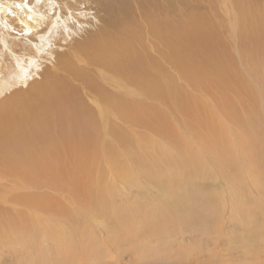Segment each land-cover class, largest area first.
<instances>
[{
    "label": "bare ground",
    "instance_id": "bare-ground-1",
    "mask_svg": "<svg viewBox=\"0 0 264 264\" xmlns=\"http://www.w3.org/2000/svg\"><path fill=\"white\" fill-rule=\"evenodd\" d=\"M159 1L161 0H0V102L5 99L0 104V172L5 177L4 180L0 178V264H18L22 259L21 250H10L3 244L6 238L1 233L4 232V222L7 219V202L25 206L28 213L40 210L41 213L48 214L51 206L48 208L49 203L45 201L48 199L42 197H50V194L40 197L39 191L69 194V188H75L81 183V179L92 177L93 173L104 177L105 174L102 173L105 172V162L111 171H120L121 175H126L123 167L118 169L116 165L120 161L132 163L136 160L137 154L133 150L135 141L141 140L145 146L142 156L137 157L144 161L138 160L136 168L149 174L150 178L156 168H152L155 165L153 157L149 155H155L160 162L166 163L171 158L169 153L184 155L188 157V162L183 167L188 170L190 178L197 179L205 174L201 169L207 165V169L211 171L210 166L215 161L223 163L225 159V165L220 166L222 171L224 167L227 168L226 165L235 164L232 154L226 153L230 151L227 150L226 141L224 145L222 140L215 142L214 145L217 146H214L213 158L209 162L208 159L199 158L201 146L188 143L191 136L185 135L193 126L192 123L189 126L188 118L196 115L195 111L198 109L194 108L195 104L182 93V86L177 83L178 78L186 85L191 86V83L203 90L207 78L214 80L217 77L215 73L221 71L225 60L222 57L213 58L210 49L215 47L219 38L217 28L220 29V25L224 27V20L216 24L218 20L215 14L220 20L221 16L214 9L222 0L203 3L204 10L206 7L210 12L207 16L201 15L197 4L188 8L195 3L194 0H184L180 3V6L186 5L187 8L181 7L183 13L178 11L175 14L173 11V16L164 15L163 18L156 19L148 9L153 3L159 4ZM230 1L234 15L231 18L233 23L229 24L236 32V38L239 37V41L244 42L246 39L241 30L242 24H239L245 20L244 0H224V3ZM135 2L134 8L141 7L138 19L133 15L134 10L129 9L130 3ZM239 25L240 28L237 27ZM250 40L253 39L249 36L245 43ZM257 44V41H254V45L252 43L255 47ZM199 47L205 50L201 52ZM153 48L157 49V54L151 51ZM163 62L168 63V69H171L169 72L173 75L165 74V69L162 71ZM250 62L247 61L249 64L254 63ZM257 64L256 67L254 64L249 65L254 75L259 72ZM162 106L166 110H161ZM262 106L264 109V103ZM208 111L212 112L210 105ZM200 113L206 114L202 119L211 118L208 112ZM252 116H249L250 120ZM179 118L183 119L182 123ZM196 121L200 124L199 118ZM243 124L254 123L246 121ZM180 128L186 131L183 135L178 131ZM245 128L243 126V130ZM210 134L216 135L214 132ZM218 134H222V131ZM238 141L243 145L239 149L237 160L244 168L252 169V161L250 163L249 160H260L263 155H249V147L245 141ZM210 142H202L206 152L211 151ZM221 146H224V150L218 149ZM251 148L250 151L253 149ZM176 159L178 158H171L173 161ZM193 163L195 166H192ZM165 170L166 175H171L169 171L178 175L176 169ZM227 172L226 170L224 174ZM239 180L237 175L232 178L236 184H239ZM255 182L252 184L255 185ZM95 183L97 182H93V185ZM86 184L88 183L84 185ZM81 187L85 188L82 183L78 188ZM95 187L97 197L92 201L94 204L95 200L98 201L102 208L105 203L102 193L105 190L102 189L101 182ZM87 188L91 190L90 186ZM158 189L164 191L162 187ZM194 193H186V197L194 201L202 200L201 195L198 197ZM179 196V193L170 195L172 204L170 207L163 206L164 209L156 212L157 217L161 215L162 219L168 217L170 220L185 217L178 205L182 201L177 202ZM203 205L206 206L207 203L204 202ZM204 206L191 212L196 219L204 213ZM110 207L114 209L112 204ZM7 212L6 217L14 213L20 216L19 220L28 218V213L23 211ZM89 212L92 213V210ZM191 218L190 215L186 217V224ZM200 222L203 223L202 220ZM50 239L53 241V237ZM90 240L92 239L89 242ZM59 241L63 242L61 238ZM34 244L36 242L33 240L32 245ZM56 245L59 250H63L64 247L60 248L58 243ZM71 256L73 257L72 252L65 253L66 258ZM41 258L43 262L46 261L44 257Z\"/></svg>",
    "mask_w": 264,
    "mask_h": 264
},
{
    "label": "rangeland",
    "instance_id": "rangeland-1",
    "mask_svg": "<svg viewBox=\"0 0 264 264\" xmlns=\"http://www.w3.org/2000/svg\"><path fill=\"white\" fill-rule=\"evenodd\" d=\"M181 1L184 2V0H169V2L161 0L159 4L153 3L148 11L156 19H161L164 15L173 16V11L175 14L178 11L183 13L182 8H186V5L180 6ZM194 1L195 3L190 4L188 8L197 4L196 6L201 9V15L210 14L208 8L205 7L204 10L203 7V3L208 4V0ZM135 4L136 2L130 3L129 9L134 10L133 15L138 19L141 7L134 8ZM227 4L222 0L217 6H214L221 16L220 20L215 14V18L218 20L216 24L224 20V27L220 25V29L217 28L219 38L214 44L215 47L210 49L213 58L222 57L225 60L221 71L215 73L217 77L214 80L207 78L203 90H199L191 83H189L191 86L186 85L183 80L178 78L177 83L181 84L182 93L195 104L194 108L198 109L195 111L196 115L193 114L190 119L188 118L189 126L193 125L185 135V137L191 136L188 143L191 145L196 143V146H201L204 152L199 150L201 152L199 158L208 159L209 162V159L213 158L214 146H217L214 145L215 142L222 140V145H224L226 141L227 150H230L226 153L232 154L235 164L226 165L227 168L224 167L222 171L220 166L223 167L225 159L223 163L215 161L213 163L215 170L212 165H209L212 168L211 171L205 165L201 169V171H205V174L197 179L190 178L188 170L183 167L188 162V157L169 153L171 158L178 159L173 161L170 158L169 163H166L160 162L155 155H149L153 157L155 165L152 168H156L150 178L149 174H144L136 168L138 160L144 161L137 157L142 156L145 146L141 140L135 141L133 150L137 154L134 161L136 163L125 160L116 165L118 169L123 167V170L127 172L126 175H121L120 171H111L108 163L105 162V172L102 173V175L105 174L104 177L93 173L92 177L81 179V183L86 189L84 187L79 189L81 184L79 183L75 188H69L72 191L68 189L69 194L67 191L65 194L46 190L39 191L40 197L50 194V197H42L48 199L45 200L46 203H49L48 208L51 206L48 214H43L40 210L28 213V209L23 205L11 202L5 204L7 208L5 209V219H7L4 222V232L1 235L6 238L3 244L7 249L21 250L22 259L18 264H85L86 262V264H264V109L262 106L264 103V0H244L245 20L239 24H242L241 30H243L244 38L247 40L250 36L253 39L247 43H245L246 40L241 43L239 37L237 40L236 32L229 24V22L233 23L231 20L234 15L232 2ZM138 11L139 13H137ZM151 14L150 16H152ZM237 27L240 28V25ZM254 41L258 42L257 47L253 46ZM249 43L251 47L248 45ZM258 47L259 49H257ZM199 50L203 52L205 49L199 47ZM151 51L157 54V49L153 48ZM151 51L150 53L153 55ZM255 51L258 53L256 54ZM247 52L248 54H246ZM251 54L254 58L249 56ZM256 55L258 56L256 57ZM247 57H250L249 60L246 59ZM226 58L228 59L226 60ZM243 58L244 61H241ZM247 61L254 62L252 64L255 67L258 63L257 71L259 72H256V75L251 72L252 64ZM226 62L228 64H225ZM161 66L162 71L165 69V74L173 75L170 73L171 69H168V63L163 62ZM7 93L8 91L4 94ZM219 94L221 95L219 96ZM193 103L191 104L194 105ZM209 105L212 112L208 111ZM162 108L161 110H166L164 106ZM200 111L208 112L211 114V118L209 120L202 119L206 114H201ZM249 116L253 118L250 120ZM198 118L200 124L196 121ZM182 121L183 119L180 120L181 123ZM246 121L254 124L244 125L243 123ZM191 123L192 125H190ZM183 126L187 127L188 125ZM243 126L247 128L243 130ZM183 128L178 130L182 135L186 132L183 131ZM220 131L222 134H218ZM210 132H214L216 135L212 136ZM217 135L218 137H216ZM170 136L169 134L168 137ZM205 140L211 141L210 152H206L202 147V142ZM238 140L245 141L249 147V155H263L260 160L248 159L250 163L252 161L250 164L252 169L244 168L245 166L243 167L237 160V156L240 155L239 149L243 145ZM196 149L198 148L196 147ZM218 149L224 150V146ZM251 152L253 153L251 154ZM132 153L134 154V152ZM141 165L139 166L142 167ZM192 166L195 164L193 163ZM165 168L178 170L176 171L178 175L171 171H169L171 175H166ZM226 170L228 172L224 174ZM241 171L243 172L241 173ZM206 174L209 175L206 176ZM235 175L240 179L239 184L232 181ZM3 176V173L0 172L1 179ZM97 177L101 179L99 180ZM69 181H71L70 178ZM254 181H256L255 185H253ZM93 182L97 183L93 185ZM100 182L102 189L105 190L102 193V198L105 201L102 208L98 201L95 200V204L93 202V198L97 197L94 188ZM83 183L88 184L86 186ZM88 186L91 187V190L87 188ZM158 187H162L164 191H160ZM78 189L80 193H78ZM90 191L93 192L92 195ZM192 192H196L198 197L201 195L200 199L202 200L194 201V199L186 197V193L193 194ZM174 193L180 195L177 202L182 201V204L178 205L185 217H179L176 220H170L168 217L162 219L161 215L157 217L156 212L164 209L163 206L170 207L173 201L169 199V196ZM5 196L7 198L8 194ZM185 201L187 203H184ZM204 202L207 203L206 206L203 205ZM110 204L113 205V210ZM200 206H204L206 211L204 210V213L196 219L191 212L200 209ZM97 209H99L98 213ZM15 210L28 213V218L22 219L24 221L19 220L20 216L13 213ZM91 210L92 213L89 212ZM7 211L13 213L8 216L9 218L6 217ZM188 215L192 218L191 220L189 218L186 224L185 220ZM201 220L203 223L200 222ZM106 234L111 237L105 236ZM50 237H53V241ZM59 238L63 242H60ZM89 239H92L90 240L92 245ZM33 240L36 245H32ZM56 243L60 248L64 247L63 250H59ZM67 251L72 252V259L65 257ZM82 253L86 255V258ZM90 253L91 255H89ZM93 256H95V260H93ZM41 257H44L46 261L43 262Z\"/></svg>",
    "mask_w": 264,
    "mask_h": 264
}]
</instances>
